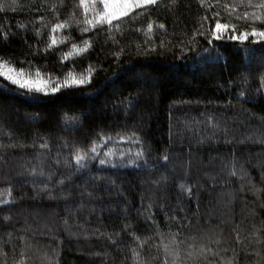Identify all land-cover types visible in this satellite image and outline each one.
Wrapping results in <instances>:
<instances>
[{
    "label": "trees",
    "instance_id": "obj_1",
    "mask_svg": "<svg viewBox=\"0 0 264 264\" xmlns=\"http://www.w3.org/2000/svg\"><path fill=\"white\" fill-rule=\"evenodd\" d=\"M0 0V264H264V0Z\"/></svg>",
    "mask_w": 264,
    "mask_h": 264
},
{
    "label": "rangeland",
    "instance_id": "obj_2",
    "mask_svg": "<svg viewBox=\"0 0 264 264\" xmlns=\"http://www.w3.org/2000/svg\"><path fill=\"white\" fill-rule=\"evenodd\" d=\"M157 0H101L102 13L98 16L100 20L111 22L117 18L127 15L132 10L156 2ZM0 72L12 82L29 89L47 90L49 82L37 75H29L24 71L17 70L5 63L0 62Z\"/></svg>",
    "mask_w": 264,
    "mask_h": 264
}]
</instances>
